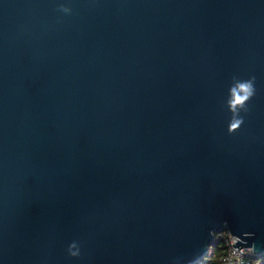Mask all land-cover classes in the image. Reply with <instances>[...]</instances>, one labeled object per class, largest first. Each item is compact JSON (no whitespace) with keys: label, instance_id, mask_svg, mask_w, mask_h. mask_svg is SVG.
Segmentation results:
<instances>
[{"label":"water","instance_id":"water-1","mask_svg":"<svg viewBox=\"0 0 264 264\" xmlns=\"http://www.w3.org/2000/svg\"><path fill=\"white\" fill-rule=\"evenodd\" d=\"M223 232L264 256V0H0V264H196Z\"/></svg>","mask_w":264,"mask_h":264},{"label":"clouds","instance_id":"clouds-1","mask_svg":"<svg viewBox=\"0 0 264 264\" xmlns=\"http://www.w3.org/2000/svg\"><path fill=\"white\" fill-rule=\"evenodd\" d=\"M231 98L229 100L230 110L233 113V118L229 126V133H235L244 123L243 119L238 118L241 109H244L246 102L254 95V87L251 81L237 82L230 89ZM69 254L72 257H79L80 250L76 243H72L69 247Z\"/></svg>","mask_w":264,"mask_h":264},{"label":"built area","instance_id":"built-area-1","mask_svg":"<svg viewBox=\"0 0 264 264\" xmlns=\"http://www.w3.org/2000/svg\"><path fill=\"white\" fill-rule=\"evenodd\" d=\"M219 238L225 241L226 249L217 264H260V261L252 249L241 248L238 250L234 247L237 239L228 232L220 233Z\"/></svg>","mask_w":264,"mask_h":264},{"label":"trees","instance_id":"trees-1","mask_svg":"<svg viewBox=\"0 0 264 264\" xmlns=\"http://www.w3.org/2000/svg\"><path fill=\"white\" fill-rule=\"evenodd\" d=\"M219 234L215 235L214 242L212 246L209 248V252L207 256L197 262L196 264H217L226 249L225 241L223 238L218 237ZM260 264H264V256L259 259Z\"/></svg>","mask_w":264,"mask_h":264}]
</instances>
